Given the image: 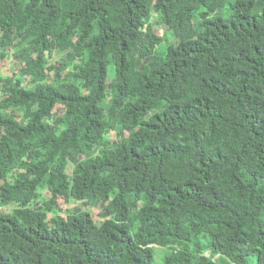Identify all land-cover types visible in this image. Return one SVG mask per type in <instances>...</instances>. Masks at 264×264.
<instances>
[{
	"label": "trees",
	"instance_id": "1",
	"mask_svg": "<svg viewBox=\"0 0 264 264\" xmlns=\"http://www.w3.org/2000/svg\"><path fill=\"white\" fill-rule=\"evenodd\" d=\"M0 58V264H264V0H0Z\"/></svg>",
	"mask_w": 264,
	"mask_h": 264
},
{
	"label": "rangeland",
	"instance_id": "2",
	"mask_svg": "<svg viewBox=\"0 0 264 264\" xmlns=\"http://www.w3.org/2000/svg\"><path fill=\"white\" fill-rule=\"evenodd\" d=\"M228 11L223 13V16H226L228 14ZM60 52V51H59ZM55 56H52V61L60 60L62 58V54H59L57 51L54 52ZM13 59H3L0 58V77L4 76H11L13 74V64L12 63ZM44 196L43 199L49 198L50 197V192L48 190H43ZM59 204L62 209H67L71 207L72 205L75 204L74 200H71L69 203H66L63 199H59ZM9 207H12V205H9ZM85 207V206H84ZM86 208V207H85ZM92 209L93 213H97L100 208L94 207L90 208ZM171 252V249L169 247H164V246H156L154 249V259H153V264H165V256ZM249 264H254V260H250Z\"/></svg>",
	"mask_w": 264,
	"mask_h": 264
}]
</instances>
